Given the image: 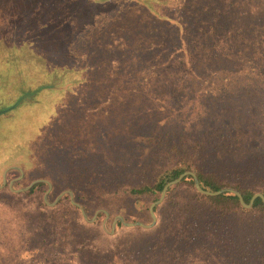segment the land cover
I'll use <instances>...</instances> for the list:
<instances>
[{"label":"trees","instance_id":"1","mask_svg":"<svg viewBox=\"0 0 264 264\" xmlns=\"http://www.w3.org/2000/svg\"><path fill=\"white\" fill-rule=\"evenodd\" d=\"M66 1L101 20L89 34L92 44L47 52L35 89L23 94L35 102L40 93L53 96V103L45 97L41 102L54 114L59 96L68 95L71 111V101L88 106L83 99L90 91L95 118L79 125L84 131L91 125L94 137L78 156L69 149L64 164L46 159L54 166L47 174L36 171L29 157H8L0 149V181L3 168L17 164L24 174L13 187L47 178L49 200L70 188L88 215L105 208L108 224L115 214L150 221L149 204L184 170L193 171L204 189L235 187L246 203L255 192L264 195V0ZM33 66L23 68L36 71ZM20 103L16 99L0 113L8 115ZM110 118L116 119L111 127ZM72 120L55 124L61 137L73 133ZM152 135L156 141L145 146L141 139ZM61 143L47 151L59 152ZM82 152L95 158L89 174L82 161L83 174H77ZM16 175L13 168L6 178ZM46 187L41 181L20 192L7 184L0 188V244L18 243L15 264H264L260 196L247 207L230 191H198L186 174L154 206L153 226L118 220L109 234L100 222L104 212L87 222L68 194L48 205ZM117 196L133 204L108 202Z\"/></svg>","mask_w":264,"mask_h":264},{"label":"rangeland","instance_id":"2","mask_svg":"<svg viewBox=\"0 0 264 264\" xmlns=\"http://www.w3.org/2000/svg\"><path fill=\"white\" fill-rule=\"evenodd\" d=\"M66 2V0H0V108L12 104L16 99H20V102L22 101L8 115L0 113V140L5 138V141H0V149L8 157H29V160L33 163L32 165L35 166V170L45 174L49 170H54V166L48 167L46 165V159L56 157L58 162L64 164V159L68 158L69 153L79 154L78 151H81L85 146H89L92 137H94V129L91 125L87 127L86 131L82 130L79 125V121H82L83 118L87 117L85 121L91 123H93L95 118L92 115L93 106L90 105L91 92H88L87 86L86 91L88 94L83 99V103L88 105L86 108L79 106L75 100L71 101L72 110L68 111V101L66 99L68 95L65 97L61 95L55 103L56 109L54 110L57 113L54 114L50 113L51 110L46 107L45 102H41L45 97L53 103V96L47 93H40L35 97V99L38 98L40 101L35 102L29 99L30 94H23V91L35 89L34 84L37 79L34 77H37V70L47 52H49V55L56 54V52H77L92 44V35L90 37L89 34H92L93 28L101 20L95 19L93 16H86L81 13L82 11H77L74 2L65 4ZM87 50L88 48L84 52ZM89 50L91 51L90 48ZM29 64L34 65L33 68L36 71L26 72L23 67ZM43 67L44 65L42 64ZM107 105L108 103L105 106L103 103L101 106L103 108L102 113H100L102 116L107 114ZM188 106L190 107V105ZM62 109H67L63 116L59 114ZM99 116L102 121L108 119V117ZM68 119H73L71 122V126L74 127L73 133H66L61 137L62 133L60 134L59 130L54 129L55 124L58 121H67ZM113 124H116V119L110 118L107 121V126L111 127ZM121 127L123 128V126ZM141 140L147 146L153 144L156 138L152 135L150 139L144 138ZM61 141H64L62 150L57 153L47 151L49 146H54L55 143L59 144ZM71 148H73L75 153L69 152ZM82 157L83 160L77 159L75 165L78 168L77 172H81L77 174H83L79 167L80 161L83 162V166H87L86 171L89 174L95 160L93 152H82ZM129 157L127 156V158ZM146 173H150V171L147 170ZM23 174L16 180L21 179ZM17 176L19 175L12 178ZM9 180H7V183ZM117 201L124 203V205L121 203L123 208L126 205L130 206V204H133L132 200L118 196L108 200L112 205L116 204ZM135 205L139 207L137 201H135ZM114 216H112V219ZM103 218L100 222H102ZM112 219L109 224L107 223L108 226ZM20 256L21 250L16 241L13 244L11 242L0 244V264H15L20 259Z\"/></svg>","mask_w":264,"mask_h":264},{"label":"water","instance_id":"3","mask_svg":"<svg viewBox=\"0 0 264 264\" xmlns=\"http://www.w3.org/2000/svg\"><path fill=\"white\" fill-rule=\"evenodd\" d=\"M13 168H15V169H17V170L19 171V176L10 179V180L8 181V183H7L6 174H7V172H8L10 169H13ZM22 173H23V169H22L19 165L11 164V165L6 166V167L3 169V171H2V180H1V182H0V188L3 187V186L7 183V185L9 186V188H10L11 190L16 191V192H20V191L28 190L32 185H34V184L37 183V182L44 181V182L47 183V187H46L45 191L43 192V199H44V201H45L48 205H55V204L58 202V200H59L64 194H68L70 201H71L74 205H76V206L79 207L82 217H83L87 222H94V221H96V219H97V217H98V213H99V212H104L105 216H104V218H103V220H102V222H101V225H102L103 229H104L107 233H110V234L116 232V230H117V221H118V220L121 221V223H122L123 225H125V226H134V225H139V226H142V227H151V226H153V225L156 223V214H155L154 209H153L154 206L157 205V204H159V203L163 200V198H164V196H165V193H166V190H167V187H168L169 185L175 184V183H177L178 181H180V179H181L184 175H186V174H191V175L193 176V179H194V185H195L196 189H197L198 191L202 192V193L210 194V195H215V194H218V193L223 192V191H230V192L235 193V194L238 196L240 202H241L244 206H247V207H249V206L252 205V202H253V200H254V198H255L256 196H260L261 199L264 201V195H263L261 192H255V193L251 196L249 202L246 203V202L244 201V199H243L241 193L239 192V190L236 189L235 187H232V186H222V187H220V188L217 189V190H207V189H204V188H202V187L200 186L198 176H197L193 171H191V170H184L183 172L179 173L175 178H173V179L167 181V182L164 184V186H163V188H162V190H161V192H160L158 198L155 199V200H153V201L149 204L148 209H149V213H150V217H151V218H150V221H148V222H144V221H141V220H130V221H128V220H125L120 214H116V215L113 217V219H112L110 225L108 226V225H107V219H108V217H109V212H108L105 208H97V209L93 212V214L89 216V215L87 214L86 210H85L84 205H83L81 202L77 201V200L74 198L73 191H72L70 188H66V189L61 190L59 193H57V194L55 195V197H54L51 201L48 200V193H49V191H50V189H51L52 184H51L50 180L47 179V178L36 177V178L32 179L31 181H29V182H28L26 185H24V186H21V187H13V182H14L18 177H20V176L22 175Z\"/></svg>","mask_w":264,"mask_h":264}]
</instances>
